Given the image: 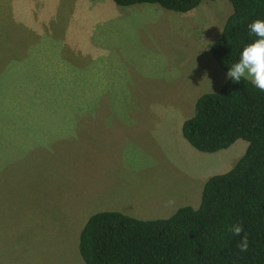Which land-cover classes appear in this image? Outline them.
I'll return each mask as SVG.
<instances>
[{
  "label": "rangeland",
  "instance_id": "374dc122",
  "mask_svg": "<svg viewBox=\"0 0 264 264\" xmlns=\"http://www.w3.org/2000/svg\"><path fill=\"white\" fill-rule=\"evenodd\" d=\"M36 1L0 6V264H85L80 235L93 216L91 198L98 194L85 189V179L81 184L77 180L110 175L119 167L114 172L99 142L84 143L83 135L91 132L83 129L85 124L100 131L76 115L131 111L154 120L153 131H139L137 151H125L122 145L119 150L121 159H138V165L128 168L141 179L161 180L151 185L154 192L180 193L190 184L184 164L199 169L201 163L190 149L213 158L206 180L228 173L246 153L245 140L221 152L202 153L182 133L198 99L228 81L206 47L221 37L234 8L229 0H204L189 13L142 4L154 15L137 14L115 36L95 38L102 54L88 56L85 69L83 49L90 52L92 43L83 40L91 42L98 30L92 16L118 5L88 0L89 7L69 6L66 21L51 16L50 0ZM19 9L24 13L18 14ZM82 13L85 20L77 23L75 16ZM106 41L115 46L106 49ZM106 57L111 61L105 62ZM210 72L219 81L216 87Z\"/></svg>",
  "mask_w": 264,
  "mask_h": 264
},
{
  "label": "trees",
  "instance_id": "16d2710c",
  "mask_svg": "<svg viewBox=\"0 0 264 264\" xmlns=\"http://www.w3.org/2000/svg\"><path fill=\"white\" fill-rule=\"evenodd\" d=\"M120 7L150 4L189 13L204 0H113ZM218 1V0H212ZM234 12L210 46L222 70L236 63L256 37L248 25L264 20V0H229ZM182 133L202 153L214 154L245 140L248 148L228 173L210 178L199 208L186 206L168 219L139 220L119 212L89 218L80 235L85 264H264V92L250 80L228 79L215 93L201 96ZM241 223L249 247L229 227Z\"/></svg>",
  "mask_w": 264,
  "mask_h": 264
},
{
  "label": "crops",
  "instance_id": "0c3cea01",
  "mask_svg": "<svg viewBox=\"0 0 264 264\" xmlns=\"http://www.w3.org/2000/svg\"><path fill=\"white\" fill-rule=\"evenodd\" d=\"M36 0H0V6H10L19 4L22 5H34L37 3ZM50 5H52L51 16L57 18L58 20L68 21V15L70 13L69 6L74 7L76 10L79 7H89L91 3L88 0H50ZM99 3V0L96 1ZM100 6V4H98ZM136 6V5H135ZM102 7V6H100ZM131 11H140V12H130ZM4 14L8 16V11L3 10ZM83 11H88L83 10ZM145 11V12H144ZM149 11H152L149 14ZM24 13L23 9H19L18 14ZM97 13V12H95ZM137 14H153V9L146 7V5H138L137 7H114L112 5L106 6V8L101 9L99 13L92 16L94 20L97 31L92 33L90 42L89 39H84L83 42L89 41V44L92 43L93 56H91V51L88 52L87 49H83V61L85 69H88L90 66H87L88 56L94 58L102 54V49L99 48V41L95 38L105 37L109 38L115 36L113 33L115 30L119 32L118 28L122 27L125 23L126 26L130 27L131 17H136ZM87 14L82 13L75 16L77 23L84 21ZM164 16V14H162ZM171 19H176V17H171ZM169 18V20L171 21ZM5 21L10 19L4 18ZM86 22V21H85ZM83 22L82 28L85 26ZM80 28V29H82ZM122 33V32H121ZM214 43V42H213ZM22 44V39H20V45ZM84 45H87L85 43ZM105 48H113L115 45L108 44V41L104 42ZM210 48V47H206ZM29 52V51H27ZM209 63L212 64V57L207 54ZM105 62H110L111 60L106 57ZM95 65V64H93ZM96 69H101L97 65ZM211 73V72H210ZM211 81L214 82L213 87L219 85L218 79H213V74L211 73ZM36 80L39 79L38 76L35 77ZM223 86H221L222 88ZM89 114L90 112H85ZM91 115H76V118L84 120V123L93 124L98 126V130L93 126H86L83 129H89L91 132L89 134H84V143H95L100 148L99 151L101 154H105L114 164V172L119 167V171L112 173L110 175L98 176L93 179L91 178H82L77 180L80 184L84 180L85 189L90 188V192L94 196V192L98 196L93 199L92 204L90 202V207L93 209L90 211L92 215L102 213V212H119L131 217H134L139 220H159V219H168L175 215L181 208L186 206H191L193 208H199L202 203V194L205 184L208 180L206 177L209 176L212 171L213 158L206 155H199L190 149V153L200 160L199 169L194 166L192 163L187 162L184 164V171L186 172L187 177L191 180L188 186L183 188V191L176 193L174 190H160L159 192H154L149 190L151 185H155L157 182L161 183V180L158 178L156 180L154 177L143 180L139 177L136 171L129 169L128 167L132 164L138 165V159H121L119 150L120 145L125 151H137L142 144V137L139 134V131H153L155 128L154 120H147L148 115H138L131 111H122L118 112L115 115H111L109 111H93ZM153 116V115H152ZM154 117V116H153ZM157 116L155 115V118ZM95 121V122H92ZM105 130V133L102 132ZM96 135H99V139L96 138ZM186 140V139H185ZM104 143V145H102ZM184 148L189 151L190 147H186L185 143H182ZM111 145L115 146V149L118 150L113 152ZM191 146V145H190ZM105 150V151H102ZM198 151V150H197ZM124 152V151H122ZM191 153V154H192ZM216 162V168L218 166V161ZM227 163V162H225ZM203 171V173H202ZM203 180V183H202ZM127 189V190H122ZM191 189V190H190ZM142 191V192H137ZM134 192H137L134 194ZM171 192V193H169ZM175 201L174 205L166 206L168 201ZM88 221V220H87Z\"/></svg>",
  "mask_w": 264,
  "mask_h": 264
},
{
  "label": "clouds",
  "instance_id": "9594fccd",
  "mask_svg": "<svg viewBox=\"0 0 264 264\" xmlns=\"http://www.w3.org/2000/svg\"><path fill=\"white\" fill-rule=\"evenodd\" d=\"M248 29L256 39L243 48L238 61L228 67L226 77L234 83H240L242 79L250 80L256 89L264 92V20H254L248 25ZM174 203L175 201L170 200L166 206ZM228 231L233 236L240 237L237 247L241 252H246L249 241L242 224L234 223Z\"/></svg>",
  "mask_w": 264,
  "mask_h": 264
}]
</instances>
